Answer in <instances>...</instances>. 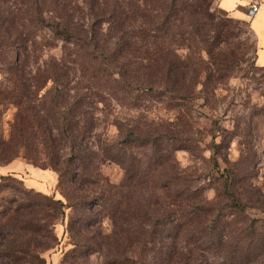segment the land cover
I'll use <instances>...</instances> for the list:
<instances>
[{
    "label": "trees",
    "instance_id": "obj_1",
    "mask_svg": "<svg viewBox=\"0 0 264 264\" xmlns=\"http://www.w3.org/2000/svg\"><path fill=\"white\" fill-rule=\"evenodd\" d=\"M140 1L147 0L125 2L121 23L114 22L115 12L110 14L113 20L109 23L117 33L114 45L125 52L123 65L111 60L117 52L110 48L111 42L105 39L107 46H99L100 32L94 25L78 22L72 0H0V55L9 75L0 82L6 83L0 89V102L10 101L17 108L7 136L0 133V166L22 158L34 167L51 170L68 200L65 204L53 195L35 193L13 175L0 177V195L7 191L15 195L0 200V232L4 235L0 257L11 264H47L42 253L54 247L55 228L60 220L64 222L66 209L73 211L66 233L73 241L70 252L76 260L99 253L105 264H264V217L249 214L251 202L236 190L233 172L225 170V180L212 202L207 200L206 185L195 186L175 161L173 171L165 172L176 152L192 151L190 139L173 137L163 147L161 136L119 126L122 140L118 144L94 147L90 141L94 126L88 118L89 95L72 86L78 85V72L79 80L83 76L87 85L125 90L130 109L140 106L141 97L166 95L183 103L192 97L193 86H182L190 71L179 61L177 49L162 63L157 57L162 51L157 35L174 37L178 47L179 29L171 20L159 22L152 17L157 10L168 8L176 15L187 9L179 6L182 0H158L151 8ZM118 9L114 3L113 11ZM138 12L144 19L141 32L132 28ZM101 19L102 24L108 22L106 17ZM123 25H127L125 30L119 28ZM195 27L202 32L201 25ZM40 29L50 33L42 49L58 48L51 39L59 42L61 58L49 56L43 73L32 76L29 60L32 54L39 57L41 53ZM191 73L197 78L199 69ZM43 90L44 104L38 110L30 102ZM132 145L147 151V170L136 155L127 154ZM102 158L123 168L120 184L113 185L99 174ZM100 209L103 216L96 218L95 211ZM105 218L113 222L111 234L104 233Z\"/></svg>",
    "mask_w": 264,
    "mask_h": 264
},
{
    "label": "rangeland",
    "instance_id": "obj_2",
    "mask_svg": "<svg viewBox=\"0 0 264 264\" xmlns=\"http://www.w3.org/2000/svg\"><path fill=\"white\" fill-rule=\"evenodd\" d=\"M72 1L78 22L86 27L94 25L100 32L99 46H107L102 41L106 39V43L111 42L110 48L117 49L114 45L117 33L112 30L114 25L109 23L112 19L110 14L115 12L114 22L121 23V19L125 20V2L128 3L130 0ZM219 1L182 0L179 6L185 7L186 12L175 15L168 8L152 12V17L156 21L171 20L170 22L179 29V32H176L178 33L176 39L181 41V46L178 47L173 44L174 37L157 35L159 47L162 49L157 57L162 63L165 57L167 59L172 57L170 52L177 49L179 61L190 71L186 77L187 81L182 84L186 87L193 86L190 101L183 103L178 98L172 99L166 95L158 98L141 97L138 100L140 106L137 109H130L125 103V90L111 91L108 86L98 88L87 85L83 76L79 80L81 76L79 72L76 74L78 85L73 83L72 86L78 89L76 91L79 93L80 90H84L83 93L89 95L88 118L94 126L90 141L95 144L94 147L101 143L116 145L121 142L119 126L133 127L138 132H144L142 135L152 133L153 137L161 136L159 139L163 147L170 145L173 137L190 139L188 145L192 147V151L176 152L167 163L168 169L165 172L173 171L175 161V165L177 163V168L183 171V174L193 178L195 186L206 185L207 200L212 202L217 196L221 182L225 180L223 176L225 170H230L235 175L236 190L244 201L251 202L249 214L261 218L264 217V68L257 65L255 37L249 23L221 10ZM145 2L148 3V8H151L158 0H155V3L153 0L139 3L143 5ZM114 3L118 4L121 10L113 11ZM145 9L143 6L142 13ZM141 16L138 12V19L132 23V28L137 32L144 28V19ZM105 17L108 22L102 24L101 18ZM196 24L203 27L202 32L200 27L197 30ZM126 26L119 28L125 30ZM199 31L200 37L197 36ZM38 36L41 53L39 52V57L32 54L29 60L28 72L32 73V76L43 73L47 68L49 56L61 58L62 44L59 42L51 39L52 43L59 45L58 48L49 52L42 49V44L50 40L48 30L40 29ZM192 38H195V41ZM152 48L150 47V50ZM1 50L0 44V53ZM135 56L145 57L140 53H135ZM4 60L5 58L0 55V82L9 76ZM111 60H118L124 65L125 52L120 53L117 49ZM67 64L71 66L72 63ZM194 68L199 69L197 78L191 73ZM5 85H1L0 89H4ZM87 88H90V92H86ZM45 91H41L30 102L38 110L43 108ZM16 109L10 101L0 102V133L5 137L9 132V123L16 115ZM40 114L45 116L43 111H40ZM94 150L98 152L97 148ZM146 152L135 145L127 147V154L136 155L142 162L144 170H147L148 164V159L144 156ZM99 162L98 171L101 176L113 185L122 182L125 171L120 165L105 158ZM3 175H13L22 181L25 188H33L35 193L44 192L65 204L68 203L63 192L58 189L55 173L34 167L32 163L22 158L17 159L9 167L0 166V177ZM3 196L7 198L15 195L13 191H7L0 195V200ZM102 212L101 209L95 211L96 218L102 217ZM72 215L73 211L66 209L64 222L60 220L57 223L55 228L57 240L54 247L42 253L47 264H105L99 253L80 260L73 258L70 252L74 249L73 241L66 233ZM103 220L104 233L111 234L113 222L108 218ZM3 240L4 235L0 232V245ZM0 264L11 263L0 257Z\"/></svg>",
    "mask_w": 264,
    "mask_h": 264
},
{
    "label": "crops",
    "instance_id": "obj_3",
    "mask_svg": "<svg viewBox=\"0 0 264 264\" xmlns=\"http://www.w3.org/2000/svg\"><path fill=\"white\" fill-rule=\"evenodd\" d=\"M255 2L260 4L259 10L255 15L250 16L249 9ZM219 7L221 10L232 15L234 18L241 21H247L249 23L250 29L255 37L257 65L260 68H264V0H220ZM14 162L6 165L5 167H9ZM41 170L55 173L51 170ZM56 178L58 181L57 174Z\"/></svg>",
    "mask_w": 264,
    "mask_h": 264
},
{
    "label": "built area",
    "instance_id": "obj_4",
    "mask_svg": "<svg viewBox=\"0 0 264 264\" xmlns=\"http://www.w3.org/2000/svg\"><path fill=\"white\" fill-rule=\"evenodd\" d=\"M259 6L260 4L258 2L253 3L249 9V15L250 16L255 15L259 10Z\"/></svg>",
    "mask_w": 264,
    "mask_h": 264
}]
</instances>
